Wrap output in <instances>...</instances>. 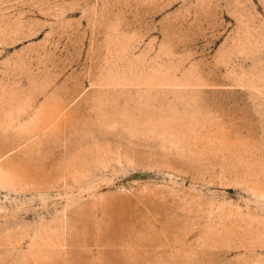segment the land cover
Returning a JSON list of instances; mask_svg holds the SVG:
<instances>
[{"label":"rangeland","instance_id":"1","mask_svg":"<svg viewBox=\"0 0 264 264\" xmlns=\"http://www.w3.org/2000/svg\"><path fill=\"white\" fill-rule=\"evenodd\" d=\"M0 264H264V0H0Z\"/></svg>","mask_w":264,"mask_h":264}]
</instances>
